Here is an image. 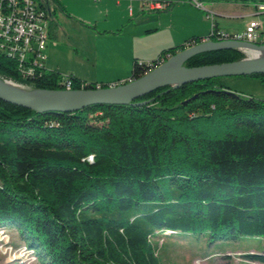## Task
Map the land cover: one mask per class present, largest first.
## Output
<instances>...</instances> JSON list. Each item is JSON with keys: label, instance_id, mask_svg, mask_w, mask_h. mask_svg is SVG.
Wrapping results in <instances>:
<instances>
[{"label": "trees", "instance_id": "trees-1", "mask_svg": "<svg viewBox=\"0 0 264 264\" xmlns=\"http://www.w3.org/2000/svg\"><path fill=\"white\" fill-rule=\"evenodd\" d=\"M243 58L226 48L185 65ZM148 71L138 59L131 78ZM0 77L65 89L57 70L26 79L1 53ZM69 77L73 89L109 85ZM0 229H15L40 264H162L160 235L181 236L205 259L223 256L211 264H231L234 252L212 257L206 243L264 240V99L214 77L69 113L0 100ZM240 251L244 262L264 264V249Z\"/></svg>", "mask_w": 264, "mask_h": 264}, {"label": "crops", "instance_id": "crops-1", "mask_svg": "<svg viewBox=\"0 0 264 264\" xmlns=\"http://www.w3.org/2000/svg\"><path fill=\"white\" fill-rule=\"evenodd\" d=\"M39 1L50 15L47 69L106 84L131 79L138 59L152 61L164 50L209 36L214 23L226 34H237L242 31L232 28L235 20L245 31L253 17L264 14L257 11V0H202L214 19L189 2L157 11L146 9L144 0ZM259 20L264 30V17Z\"/></svg>", "mask_w": 264, "mask_h": 264}, {"label": "water", "instance_id": "water-1", "mask_svg": "<svg viewBox=\"0 0 264 264\" xmlns=\"http://www.w3.org/2000/svg\"><path fill=\"white\" fill-rule=\"evenodd\" d=\"M235 48L240 51H264V43L258 44L244 40H208L178 51L172 58L153 68L136 79L119 84H109L95 89L43 90L53 93L52 97H38L14 87L12 80L0 77V100L7 103L45 112H75L92 105L128 104L135 99L158 88L180 86L214 77L248 76L264 74V58H243L233 62L188 67L185 62L190 57L218 49ZM16 84V83H15Z\"/></svg>", "mask_w": 264, "mask_h": 264}, {"label": "built area", "instance_id": "built-area-1", "mask_svg": "<svg viewBox=\"0 0 264 264\" xmlns=\"http://www.w3.org/2000/svg\"><path fill=\"white\" fill-rule=\"evenodd\" d=\"M180 2H189L198 9L207 10L202 0H144V7L148 10L164 11ZM207 11L208 17L214 19V12ZM257 11L264 12L263 3L257 5ZM49 38L50 15L48 9L39 0H0V53L17 62L18 71L23 78H32L47 70ZM228 39L264 43V30L261 21L257 17H253L245 31L237 34H226L216 28L214 23L210 36L200 40L187 41L183 49L208 40ZM173 56V54L167 53L158 61L152 60L146 64L152 70ZM63 83L64 90L73 89L69 75H64ZM251 264L262 263L251 262Z\"/></svg>", "mask_w": 264, "mask_h": 264}, {"label": "rangeland", "instance_id": "rangeland-1", "mask_svg": "<svg viewBox=\"0 0 264 264\" xmlns=\"http://www.w3.org/2000/svg\"><path fill=\"white\" fill-rule=\"evenodd\" d=\"M258 4L263 3L264 0H257ZM260 17H264L260 15ZM258 16L257 19L259 20ZM261 21V20H260ZM261 23H263L261 21ZM232 28L235 30L244 31V23L236 22L232 23ZM263 28V27H262ZM240 32V33H242ZM244 58L254 57L251 52L243 51ZM62 63L67 65L68 58L64 56ZM65 75H69L66 73ZM226 84L235 92L246 95L254 96L258 99H264V82L258 78L250 76H228L222 77ZM17 84V83H16ZM23 90H30L31 88L20 85ZM181 236L176 235L173 237H165L160 235L154 239L157 245V252L161 258L162 264H211V260L219 262L223 256H216L211 259H205L201 255V249L193 246L192 243L187 242L186 239H179ZM206 252L213 254L225 253L227 251L232 253L231 264H249L244 262L246 258L240 256L242 251L236 252L237 250H244L248 248H254L255 250L264 249V240L255 237H242L238 240H221L212 244L206 243ZM230 252V253H231ZM17 263V264H40L38 260H35V256L32 251L26 248L25 244L22 243L21 238L15 229H0V264Z\"/></svg>", "mask_w": 264, "mask_h": 264}, {"label": "bare ground", "instance_id": "bare-ground-1", "mask_svg": "<svg viewBox=\"0 0 264 264\" xmlns=\"http://www.w3.org/2000/svg\"><path fill=\"white\" fill-rule=\"evenodd\" d=\"M250 52L252 53V55L254 57L264 58V51L252 50ZM11 84L16 88H19V89L22 88V87L20 88V86L18 84H15V83H11ZM21 90H23V89H21ZM23 91H25L31 95L38 96V97H52V96H54L53 93H49V92H40V91H34V90H28V91L23 90Z\"/></svg>", "mask_w": 264, "mask_h": 264}]
</instances>
